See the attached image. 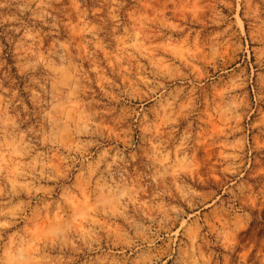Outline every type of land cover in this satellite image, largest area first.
Returning a JSON list of instances; mask_svg holds the SVG:
<instances>
[{
  "label": "rangeland",
  "instance_id": "rangeland-1",
  "mask_svg": "<svg viewBox=\"0 0 264 264\" xmlns=\"http://www.w3.org/2000/svg\"><path fill=\"white\" fill-rule=\"evenodd\" d=\"M33 239L264 264V0H0V250Z\"/></svg>",
  "mask_w": 264,
  "mask_h": 264
},
{
  "label": "clouds",
  "instance_id": "clouds-1",
  "mask_svg": "<svg viewBox=\"0 0 264 264\" xmlns=\"http://www.w3.org/2000/svg\"><path fill=\"white\" fill-rule=\"evenodd\" d=\"M239 2V0H238ZM238 17V12H237ZM23 253V256L17 253ZM38 241L17 248L16 243H9L6 249L0 250V264H39Z\"/></svg>",
  "mask_w": 264,
  "mask_h": 264
}]
</instances>
